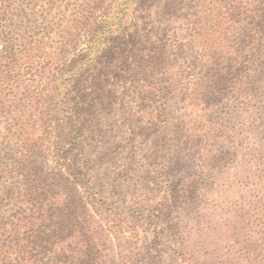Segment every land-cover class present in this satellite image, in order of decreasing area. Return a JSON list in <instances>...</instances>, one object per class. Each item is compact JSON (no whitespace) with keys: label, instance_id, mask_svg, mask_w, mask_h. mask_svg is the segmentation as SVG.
<instances>
[{"label":"trees","instance_id":"trees-1","mask_svg":"<svg viewBox=\"0 0 264 264\" xmlns=\"http://www.w3.org/2000/svg\"><path fill=\"white\" fill-rule=\"evenodd\" d=\"M147 1L109 2L112 7L117 5L119 30L126 31L119 36L120 41L127 42L125 49L133 43L135 7ZM168 1L176 6L177 13L181 10L182 16L174 27L171 57L180 69L184 104L171 111L143 89L150 71L156 68L148 47L129 50L123 68L133 64L140 68L127 81L140 84L146 116L136 117V121L147 127L144 132L150 130L147 139L154 148L175 143L176 156H183L195 167L209 165L207 174L195 177L194 169L190 174L193 183L189 191L197 194L202 180L214 179L238 158L264 161V0ZM90 3L0 0L2 50L11 54L5 62L0 57V92L16 82L17 53H22L20 60L27 66L41 58V23L55 19L58 28L54 33L72 47L56 55L58 75L44 93L42 84L30 78L23 104L0 101V264H90L94 255L99 257V244L109 239L108 230H136L131 217L106 196L105 185L90 172L91 154L97 150L96 140H92L101 128L92 123L81 93L92 70L116 44V29L93 39L81 33L85 18L99 17L87 13ZM227 34V44L233 50L225 53L220 48ZM134 50L138 53L135 59ZM238 104L243 108L234 107ZM234 117L238 124L244 123V118L247 121L245 130L238 127L231 136L225 123ZM223 137L239 139L241 149H213ZM166 172L159 176L167 178ZM170 202L166 199L161 205ZM148 220L152 245L163 233L156 231L152 208ZM180 223L178 218L169 226L175 238L181 237ZM128 240L123 251L125 264H140L144 255L139 237L135 234ZM186 252L180 242L170 253V261L188 263L177 262Z\"/></svg>","mask_w":264,"mask_h":264},{"label":"rangeland","instance_id":"rangeland-1","mask_svg":"<svg viewBox=\"0 0 264 264\" xmlns=\"http://www.w3.org/2000/svg\"><path fill=\"white\" fill-rule=\"evenodd\" d=\"M89 1L87 13H97L99 17L97 20H83L80 28L85 38L104 36L108 29H116L114 49L99 67L92 70L81 93L92 123L101 128L92 140L93 143L96 140L94 146L97 150L91 154L90 172L100 178L105 185L106 196L131 217L137 230H108L109 239L99 244V257L94 255L90 264H125L123 251L128 239L135 234L139 237V247L144 255L140 264H175L170 261V253L180 242L187 251L177 260L180 263L264 264V161L236 159L214 179L202 180V187L196 196L194 191H189L193 183L191 178L207 174L211 170L209 165L195 167L191 162L187 163L183 156H176L175 143L154 148L151 139H147L150 130L144 132L147 127L136 121V117L146 116L142 106L144 95L139 93L140 84H130L127 78L140 72V68L136 64L123 68L126 53L133 47H148L151 50L148 55L154 57L156 68L150 71L151 76L147 77L146 88H143L149 91L150 98L165 104L171 111L184 104L178 75L180 69L171 57L174 27L179 22L178 16L182 17L181 10L177 13L176 6L168 0H148L137 5V25L130 40L133 43L125 49L127 42L120 41L119 36L126 31L119 30V20L115 19V15H119L117 5L112 7L110 0ZM108 12L109 16H101ZM55 22L54 19L52 23L38 25L43 30L41 36L44 40L41 58L36 63L27 66L20 60L22 53L15 55L14 58H19L14 69L16 82L0 92L3 93L0 94V101L23 104L27 99L25 84L30 78L42 84L40 89L44 93L50 80L58 75L56 55L72 47L64 45L54 33V29L58 28ZM45 28L47 31H44ZM229 36L225 35L220 42V51L227 53L233 50L227 44ZM2 40L3 36H0V57H4L2 61L5 62L11 54L2 50ZM137 55L134 50V59ZM145 103L148 102L145 100ZM46 105L44 103L42 107ZM234 107L243 108V105ZM245 119L241 124L235 117L225 123L228 135H235L238 127L245 130ZM227 138L223 137L212 148L222 150L226 146H238L241 149L242 141ZM173 157L175 160L172 163ZM193 169L195 175L190 177ZM164 171H167V178L159 176ZM195 198L197 200H193ZM166 199L171 200L170 204L161 205ZM151 208L156 214V231L163 233L152 245L149 231L152 226L148 220ZM172 215L180 218V238H175L169 229L170 224L177 220Z\"/></svg>","mask_w":264,"mask_h":264}]
</instances>
